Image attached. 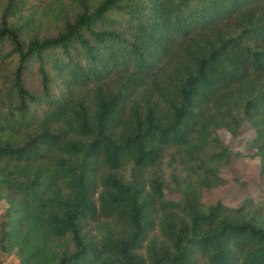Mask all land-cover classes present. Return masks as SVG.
<instances>
[{
    "label": "trees",
    "instance_id": "16d2710c",
    "mask_svg": "<svg viewBox=\"0 0 264 264\" xmlns=\"http://www.w3.org/2000/svg\"><path fill=\"white\" fill-rule=\"evenodd\" d=\"M243 122L263 174L264 0H0V253L264 264V201L202 200Z\"/></svg>",
    "mask_w": 264,
    "mask_h": 264
},
{
    "label": "rangeland",
    "instance_id": "374dc122",
    "mask_svg": "<svg viewBox=\"0 0 264 264\" xmlns=\"http://www.w3.org/2000/svg\"><path fill=\"white\" fill-rule=\"evenodd\" d=\"M253 135L247 122H243L241 131L236 136L226 130L219 131L221 141L230 151L229 163L221 170L227 181L215 188L205 189L202 198L204 203L221 200L227 205H238L247 196L264 201V173L259 172V158L253 156L249 143ZM5 207L6 202L0 199V220ZM91 233L96 235L98 231L92 230ZM8 257L10 256L0 253V264L7 261ZM16 259L11 257L6 264H19Z\"/></svg>",
    "mask_w": 264,
    "mask_h": 264
},
{
    "label": "crops",
    "instance_id": "0c3cea01",
    "mask_svg": "<svg viewBox=\"0 0 264 264\" xmlns=\"http://www.w3.org/2000/svg\"><path fill=\"white\" fill-rule=\"evenodd\" d=\"M11 257H14V256H10V257H8V258H7V261H9V260L11 259ZM15 258H16V257H15ZM16 260H17V259H16ZM7 261L3 262L2 264H6ZM17 262H18V260H17Z\"/></svg>",
    "mask_w": 264,
    "mask_h": 264
}]
</instances>
